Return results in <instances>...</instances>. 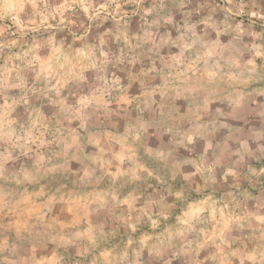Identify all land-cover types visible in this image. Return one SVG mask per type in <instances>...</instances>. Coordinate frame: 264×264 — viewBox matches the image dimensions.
<instances>
[{
    "label": "clouds",
    "instance_id": "clouds-1",
    "mask_svg": "<svg viewBox=\"0 0 264 264\" xmlns=\"http://www.w3.org/2000/svg\"><path fill=\"white\" fill-rule=\"evenodd\" d=\"M190 2L0 0V196L14 198L48 178L49 183L60 181L61 188L111 182L105 193L111 199L115 178L109 161L113 167L123 166L122 176L140 181L158 178L166 184L175 179L178 162L192 163L183 158L181 149L198 156L201 175L208 173L218 186L226 183L227 174H221L219 180L211 175L208 157L199 156L196 141H201L199 148L203 149L205 129L211 131L220 121L247 124L238 113L259 109L258 114L264 115V47H260L259 64L255 62V48L259 47L255 41L252 45L223 46V52H217L207 43L211 32L198 37L196 24L187 21L179 39L157 41L148 29L159 31L169 24L175 28L173 13ZM214 2L205 0L200 7L212 8ZM146 3L150 4L147 9ZM227 3V18H232L235 10V15L245 14L250 21L246 28L240 23L227 25L236 33L233 40L238 42L247 31L264 44V0ZM127 5L132 6L131 11L125 9ZM192 11L198 13L200 8ZM146 13L153 17L149 19ZM138 14L147 28L143 37L133 40L127 26ZM108 20L117 23L106 27ZM257 22L260 33L251 30ZM208 27L215 30L216 26ZM165 44H177L179 54L173 56L169 47V56L161 57L159 51ZM245 52L250 53V59L245 58ZM19 106L22 111H17ZM46 106H51L47 116L42 111ZM104 130L111 133L104 143L106 151L87 150L91 137L98 134L103 139ZM256 143L260 145L257 151L264 155V137ZM117 153L122 155L118 158ZM243 163L238 157L229 165L237 169L234 190L239 180L249 178L252 172H245L240 167ZM236 195L241 193L236 191ZM187 199L185 195L184 206ZM262 209L264 203H258L255 215L259 224L245 215L244 223L233 219L229 228L219 208L215 215L201 208L205 214H197L187 227L180 225L175 240L161 232L146 258H140L141 244L134 256L125 247L120 259L113 258L110 264H185L189 233L195 248L202 231L208 234L207 239L219 238L217 247L222 252L215 260L205 257L196 264H216L220 259L225 264H264ZM12 241L0 248V264H22L19 256L28 255L35 237L13 236ZM63 264H73V258L69 255Z\"/></svg>",
    "mask_w": 264,
    "mask_h": 264
},
{
    "label": "rangeland",
    "instance_id": "rangeland-1",
    "mask_svg": "<svg viewBox=\"0 0 264 264\" xmlns=\"http://www.w3.org/2000/svg\"><path fill=\"white\" fill-rule=\"evenodd\" d=\"M204 3L205 0H191L184 4L181 11L174 12L172 21L175 28L169 24L160 27L159 31L154 27L148 30L157 41L169 38L177 40L181 37L187 21L188 24H196L195 32L198 37H204L206 31L211 32L207 43L217 52H223V46L252 45L255 41V45L259 46L255 48V62L259 64L260 47H264L260 38L250 37L245 31L237 42L233 40L236 33L227 27H235V24L240 23L242 28H246L250 23L248 16L235 15L233 10L232 18H227L230 7L227 0H215L212 8L200 7ZM148 7L150 4L146 3L145 8ZM194 8H200V11L193 12ZM125 9L131 11L132 6L127 5ZM2 11L0 8V12ZM146 15L149 19L153 17L152 13ZM118 20L123 22L119 18ZM200 21L214 23L215 30ZM116 23L117 21L108 20L105 25L113 27ZM127 27L128 33L135 40L144 36L147 25L138 14L131 17ZM251 30L260 33L259 22L252 24ZM169 47L173 56L179 54L180 47L177 44H165L159 55L168 57ZM245 58L250 59V53L245 52ZM135 67L139 68L140 65ZM16 91L13 89L12 93L15 94ZM0 104H3V100H0ZM50 109L51 106H46L42 110L45 116L51 114ZM17 111H22V106L17 107ZM258 113L259 109L251 113H238V116L243 115L248 120L247 124L242 121H220L211 131L205 129L207 136L203 141V149L199 148L201 141H196L199 156L208 157L207 166L211 168V175L219 180L221 174H227L225 184L218 186L208 173L201 175L203 169L198 156H190L184 149H181L183 158L191 160L192 163L178 162L177 170L173 173L175 179H168L166 184L158 178L140 181L122 176L121 172L125 171L123 166L117 164L113 167L109 161V171L115 178V184L112 185L115 191L111 192V199L105 194L108 183L111 182H102L98 187H74L69 184L67 188H61L60 181L49 183L48 178H44L34 190L30 188L14 198L0 196V248L5 243L11 244L13 236L21 239L35 237L28 255L19 256L22 264H63V260L69 255L73 258V264L77 260L84 264H92L94 260L97 264H110L113 258L120 259L125 247L134 256L138 251L137 246L141 244L143 248L139 250L140 258H146L151 244L161 232L165 236L171 234L175 240L180 225L187 227L197 214H205L204 211H199L201 208L209 215H215V209L219 208L220 216L229 223V228H232L233 219L244 223L245 215L252 216L259 224L255 209L258 203H264V155L257 151L260 145L256 140L264 137V115ZM73 130H76L75 124ZM110 135L108 130H104L103 139L98 134L93 135L87 150L95 148L97 152L106 151L104 143ZM44 139H49L47 133ZM121 155L117 153L118 158ZM238 157H242L244 161L240 167L245 172L248 169L252 172L249 173V178L240 179L238 189L234 190L233 173L237 169L229 165ZM236 191L241 195H236ZM185 195L188 197L186 206L181 203ZM231 196H235V199H231ZM174 225L177 227L174 228ZM207 235L202 231L201 239L192 248V235L189 233V251L183 254L185 264H196L205 257L215 260L216 254L222 252V248L217 247L219 238L213 237L210 240ZM173 264L176 262L173 261ZM216 264H225V261L220 259Z\"/></svg>",
    "mask_w": 264,
    "mask_h": 264
}]
</instances>
